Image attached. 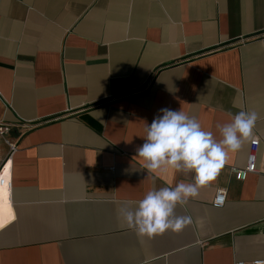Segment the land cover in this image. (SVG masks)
Returning a JSON list of instances; mask_svg holds the SVG:
<instances>
[{
	"label": "crops",
	"instance_id": "obj_1",
	"mask_svg": "<svg viewBox=\"0 0 264 264\" xmlns=\"http://www.w3.org/2000/svg\"><path fill=\"white\" fill-rule=\"evenodd\" d=\"M163 108L218 138L229 113L258 120L216 180L177 207L193 223L148 239L118 209L193 179L148 174L137 157ZM0 126L17 146L0 264L264 260V0H0ZM254 138L259 172L241 181L233 170L246 167ZM9 155L0 138V167Z\"/></svg>",
	"mask_w": 264,
	"mask_h": 264
},
{
	"label": "clouds",
	"instance_id": "obj_2",
	"mask_svg": "<svg viewBox=\"0 0 264 264\" xmlns=\"http://www.w3.org/2000/svg\"><path fill=\"white\" fill-rule=\"evenodd\" d=\"M150 125H145L144 143L136 149L148 174L169 170L192 174V182L149 190L136 201L118 209V218L140 237L152 239L166 232L179 233L193 223L190 215H178L177 207L198 197L201 188L215 181L229 159L250 141L258 120L256 111L229 113L227 122L204 130L200 122L182 109L163 108Z\"/></svg>",
	"mask_w": 264,
	"mask_h": 264
},
{
	"label": "built area",
	"instance_id": "obj_3",
	"mask_svg": "<svg viewBox=\"0 0 264 264\" xmlns=\"http://www.w3.org/2000/svg\"><path fill=\"white\" fill-rule=\"evenodd\" d=\"M8 132H9L8 127L0 126V136L4 137L7 135ZM6 143L10 148V155L0 167V178L6 166L10 163V167H9L8 174H7L8 194L7 196H3L1 192V180H0V203L2 201H8V202L11 201V177H12L11 156L17 150L16 144H12L8 141H6ZM259 143H260L259 138H254L252 140L246 167L244 169H234L233 170V172L236 174L239 180L244 181L246 180L249 174H256L259 172L258 167H257V156H258V151H259ZM226 201H227V191L225 189H218L216 192L215 198L213 200V206L215 208H223L226 204ZM238 264H264V260H258V261L249 262V263L240 262Z\"/></svg>",
	"mask_w": 264,
	"mask_h": 264
},
{
	"label": "rangeland",
	"instance_id": "obj_4",
	"mask_svg": "<svg viewBox=\"0 0 264 264\" xmlns=\"http://www.w3.org/2000/svg\"><path fill=\"white\" fill-rule=\"evenodd\" d=\"M0 138H1V142H2L3 144H7V143H6V140H5L2 136H0Z\"/></svg>",
	"mask_w": 264,
	"mask_h": 264
}]
</instances>
